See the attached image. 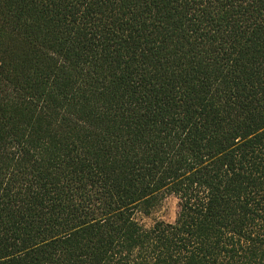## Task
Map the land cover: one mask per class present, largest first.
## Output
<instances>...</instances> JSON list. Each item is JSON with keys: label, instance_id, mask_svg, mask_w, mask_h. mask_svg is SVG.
<instances>
[{"label": "trees", "instance_id": "trees-1", "mask_svg": "<svg viewBox=\"0 0 264 264\" xmlns=\"http://www.w3.org/2000/svg\"><path fill=\"white\" fill-rule=\"evenodd\" d=\"M0 264H264V0H0Z\"/></svg>", "mask_w": 264, "mask_h": 264}, {"label": "rangeland", "instance_id": "rangeland-1", "mask_svg": "<svg viewBox=\"0 0 264 264\" xmlns=\"http://www.w3.org/2000/svg\"><path fill=\"white\" fill-rule=\"evenodd\" d=\"M178 201L174 196L167 195L149 217H143L141 222L151 226L157 221L173 223L178 211Z\"/></svg>", "mask_w": 264, "mask_h": 264}]
</instances>
